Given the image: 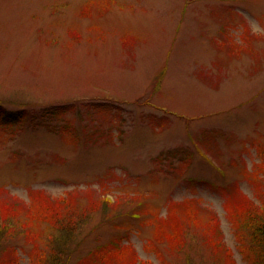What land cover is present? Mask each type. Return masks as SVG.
<instances>
[{"label":"rangeland","instance_id":"1","mask_svg":"<svg viewBox=\"0 0 264 264\" xmlns=\"http://www.w3.org/2000/svg\"><path fill=\"white\" fill-rule=\"evenodd\" d=\"M242 194L264 0H0V264H250Z\"/></svg>","mask_w":264,"mask_h":264},{"label":"trees","instance_id":"2","mask_svg":"<svg viewBox=\"0 0 264 264\" xmlns=\"http://www.w3.org/2000/svg\"><path fill=\"white\" fill-rule=\"evenodd\" d=\"M51 111L53 113L56 112L53 109ZM61 111H64V110H61ZM258 179H262V178L259 177ZM258 188H260L261 190V186H258ZM260 194H262V192ZM234 198L237 199L236 197ZM64 202H68V201L66 200L62 202V204L65 205ZM236 202H237V205L240 211L242 212L241 217L236 218L239 221L238 236L241 241L240 249L244 252L245 257L247 261H249L250 264H264V196H263V204H259V205L255 203L253 200H251L245 194H242L239 197V199L236 200ZM48 203L46 206H48L52 210L53 209L51 205L52 203H49V204ZM229 203H232V202L230 201ZM236 210L238 211L237 208ZM52 217L54 218V216ZM54 220H55L54 225L56 223L55 226H59V227L62 226L64 228L67 227V222H69V225L73 224L74 226L78 224L71 219L65 222L62 218V220H60L59 222H56L58 221L56 217L54 218ZM2 223L3 224L1 225V229H7V224L4 225L5 222L3 221ZM241 225H243L245 229L249 230V233L247 234L249 236L248 241L242 238L243 236L240 232V229H242ZM63 240L59 244H56L57 241L49 242L51 249L46 250L47 253L38 254L35 257L32 256L34 264H67L66 262L63 261V256H61L62 255L61 248L63 247L62 245L65 242ZM51 244H53V246ZM229 252H231V250ZM92 254L94 255L92 257H98V260L102 259L101 253H99V255H97L98 253L96 252Z\"/></svg>","mask_w":264,"mask_h":264}]
</instances>
